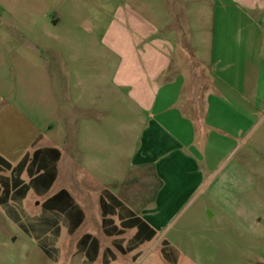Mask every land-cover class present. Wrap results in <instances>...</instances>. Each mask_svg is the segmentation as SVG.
Instances as JSON below:
<instances>
[{
    "label": "rangeland",
    "instance_id": "1",
    "mask_svg": "<svg viewBox=\"0 0 264 264\" xmlns=\"http://www.w3.org/2000/svg\"><path fill=\"white\" fill-rule=\"evenodd\" d=\"M21 2L24 0H16L18 8ZM37 2L42 3V17L48 16V36L39 53L49 60L53 86L48 91L33 87L27 109L8 110L5 104L0 105V122L5 112L22 118L43 133L44 140L65 149V155L58 180L47 195L31 190L23 201L9 198L7 205H0V264H89L77 254V245L86 234L99 238L103 250L114 249L119 256L115 264H264V124L224 143L214 159L215 173L208 176L207 186L165 215L158 236L140 253L123 256L115 249L117 240L129 246L135 231L119 238L105 236L99 205L102 193L108 190L126 207L142 213L158 188L155 184L148 188L153 178L146 169L132 164L140 142L142 113L110 84L115 62L104 60L108 52L101 41L112 14L100 13L97 3L89 0H33ZM72 3L79 8L77 14L61 8ZM8 9L9 0H0V25H5L0 29L1 40L10 37ZM57 10L62 21L55 27ZM89 59H96V65L85 62ZM79 66H89L100 76V82L91 87V99L75 89L73 71ZM74 101L83 108L75 109ZM8 118L0 125V136L15 143V154L6 156L16 163L31 133L25 124H8ZM77 151L82 167L94 177L78 168L77 159L69 158ZM12 176L11 171H0V199L6 198L4 190ZM135 177L148 187L123 185ZM23 179L30 182L27 173ZM75 188L82 191L85 200L76 195ZM63 189L71 192L86 213L85 223L74 235L69 233L64 215L43 209L44 202ZM114 220L120 226L119 218ZM164 241L178 252L176 263L164 258ZM110 259L101 254L95 264H106Z\"/></svg>",
    "mask_w": 264,
    "mask_h": 264
},
{
    "label": "crops",
    "instance_id": "2",
    "mask_svg": "<svg viewBox=\"0 0 264 264\" xmlns=\"http://www.w3.org/2000/svg\"><path fill=\"white\" fill-rule=\"evenodd\" d=\"M89 1L97 3L100 13L112 14L101 41L108 52L104 60L115 62L110 84L142 113L140 142L132 164L148 171L154 181L148 188L155 184L158 192L145 202L142 213L137 212L157 231L165 215L207 186L208 176L215 173L214 159L224 143L264 124V0ZM21 4L18 8L16 0H9L10 37L1 40L0 34V105L5 104L8 110L27 109L33 87L48 91L54 82L49 60L39 53L48 36V16L42 17V3L24 0ZM61 8L71 14L79 11L73 3ZM55 13L54 26L58 27L62 18L58 10ZM85 62L96 65L97 60ZM90 68L77 67L73 78L75 89L91 99V87L100 82V76ZM74 108L83 107L74 101ZM7 116L11 118L8 124H25L31 135L16 163L6 156L15 154V143L0 136V156L16 166L37 150L58 149L62 153L59 177L65 149L53 146L44 140L43 133L9 112L2 115L0 125L6 124ZM69 158L77 159L78 168L93 176L82 167L79 151ZM74 190L79 198H85L81 190ZM130 231H135L133 239L137 230ZM97 239L100 248L95 262L79 250V243L77 254L95 264L110 249L116 258L106 264H115L117 253L113 248L103 250ZM117 242L121 240L114 241V247ZM145 244L121 255L140 253Z\"/></svg>",
    "mask_w": 264,
    "mask_h": 264
},
{
    "label": "trees",
    "instance_id": "3",
    "mask_svg": "<svg viewBox=\"0 0 264 264\" xmlns=\"http://www.w3.org/2000/svg\"><path fill=\"white\" fill-rule=\"evenodd\" d=\"M62 158L60 150L55 148L37 150L33 155H26L16 166H13L8 160L0 156V171L7 170L12 173L11 184H7L4 192L5 199H0V205H7L10 199L23 201L31 190L39 195L47 194L55 184L58 177V163ZM27 173L30 182L26 183L23 175ZM126 186L142 185L148 187V184L140 179H132L124 183ZM103 230L108 237H120L130 230H137L136 235L131 240L127 248L122 243L115 244L116 249L123 255L137 249L139 246L153 241L157 236V231L142 219L137 211L131 210L108 190L104 191L100 200ZM43 209L56 214H62L69 221V233L74 234L83 224L85 214L83 209L76 203L72 195L67 190H62L52 198L46 200ZM118 217L120 226L114 220ZM163 256L167 261L176 263L178 261V252L171 247L170 242H163ZM99 240L92 235L84 236L79 242V250L85 252L90 262H95L99 256ZM176 254V257L171 255ZM106 256L115 260L116 255L108 249Z\"/></svg>",
    "mask_w": 264,
    "mask_h": 264
}]
</instances>
